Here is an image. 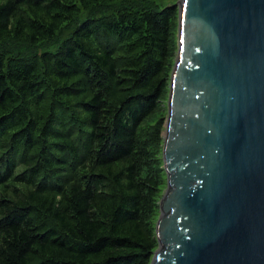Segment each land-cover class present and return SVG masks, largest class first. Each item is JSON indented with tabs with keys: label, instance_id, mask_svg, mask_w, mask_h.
<instances>
[{
	"label": "trees",
	"instance_id": "1",
	"mask_svg": "<svg viewBox=\"0 0 264 264\" xmlns=\"http://www.w3.org/2000/svg\"><path fill=\"white\" fill-rule=\"evenodd\" d=\"M177 21L150 0H0V264H151Z\"/></svg>",
	"mask_w": 264,
	"mask_h": 264
},
{
	"label": "water",
	"instance_id": "2",
	"mask_svg": "<svg viewBox=\"0 0 264 264\" xmlns=\"http://www.w3.org/2000/svg\"><path fill=\"white\" fill-rule=\"evenodd\" d=\"M151 264H264V0H180Z\"/></svg>",
	"mask_w": 264,
	"mask_h": 264
},
{
	"label": "rangeland",
	"instance_id": "3",
	"mask_svg": "<svg viewBox=\"0 0 264 264\" xmlns=\"http://www.w3.org/2000/svg\"><path fill=\"white\" fill-rule=\"evenodd\" d=\"M152 2H154L160 9L164 8V7H167L169 5H176L177 8H178V26H177V30H176V46H177V49L174 53V56L172 58V61L173 63L175 64V61H176V58H177V53H178V27H179V7H178V2L180 0H150ZM169 93H170V86H169V90L168 92L166 93L165 97H164V100L162 101V111L159 112V116L154 118L155 121H157L158 119L161 118V116H164V118H167L168 116V98H169ZM154 123V122H153ZM165 131V130H164ZM164 147V145H163ZM158 158H159V161H160V168H162V186H161V189H160V200L162 199L166 189H167V174L165 172V169H164V161H163V155L161 154V152L158 153ZM160 202V201H159ZM159 216H160V208L158 207V209L156 210L155 214H154V221H156V224H157V221L159 219Z\"/></svg>",
	"mask_w": 264,
	"mask_h": 264
}]
</instances>
